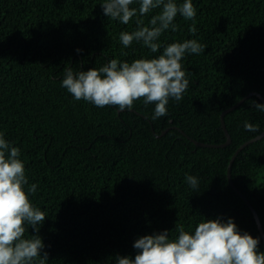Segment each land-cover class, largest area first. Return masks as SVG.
Masks as SVG:
<instances>
[{
	"label": "trees",
	"instance_id": "16d2710c",
	"mask_svg": "<svg viewBox=\"0 0 264 264\" xmlns=\"http://www.w3.org/2000/svg\"><path fill=\"white\" fill-rule=\"evenodd\" d=\"M192 2L194 20L178 14L177 30H165L152 53L142 41L124 47L119 35L135 31L137 19L147 26L160 9L125 25L104 14V0H0V132L20 149L25 190L37 185L29 198L46 219L39 233L26 224L25 236L42 238L44 264H117L118 256L134 259L144 235L168 230L176 239L178 227L194 234L216 218H233L241 233L259 237L264 252L253 211L227 176L239 146L264 130V112L253 106L264 103L252 93L264 96V0ZM130 7L138 9L139 0ZM190 39L207 47L182 58L188 88L155 121V104L143 98L130 110L97 107L62 86L65 67L79 73L112 59L155 58ZM235 104L224 116L230 144L191 139L225 142L221 113ZM245 122L259 131L245 130ZM188 175L198 178L196 189ZM232 178L264 228V136L239 151Z\"/></svg>",
	"mask_w": 264,
	"mask_h": 264
},
{
	"label": "clouds",
	"instance_id": "9594fccd",
	"mask_svg": "<svg viewBox=\"0 0 264 264\" xmlns=\"http://www.w3.org/2000/svg\"><path fill=\"white\" fill-rule=\"evenodd\" d=\"M134 0H104V14L122 24H129L137 16H145L154 9L148 25L137 19L135 31H123L119 39L124 47L135 41H142L152 53L161 49L158 38L165 30H177L174 23L179 14L185 20H194L196 9L192 0H139V8L130 7ZM190 32H196L195 23ZM206 45L195 39L175 42L164 47L162 54L155 58H141L133 62L121 63L112 59L108 64L87 71L74 73L65 67L62 86L75 98L85 100L97 107L118 106L120 110L131 109L136 100L143 98L145 105L155 104L153 121L167 114L166 105L172 98L180 101L188 88L189 80L182 70V58L186 53L200 54ZM77 49V52H80ZM258 111L264 112V104L254 102ZM245 130L258 132L259 126L245 122ZM18 147L8 142L0 132V264H44L48 253L40 236H25L30 225L39 233L37 225L46 219L45 213L34 207L29 193H35L36 184L27 191L28 180L24 162L20 159ZM188 184L196 189L199 180L196 176H186ZM179 235L171 239L168 230L144 235L133 245L137 249L134 259L118 256L117 264H264V252L258 250L259 237L241 233L233 218L223 221L220 218L206 219L195 227L194 234L177 228Z\"/></svg>",
	"mask_w": 264,
	"mask_h": 264
},
{
	"label": "water",
	"instance_id": "95a60500",
	"mask_svg": "<svg viewBox=\"0 0 264 264\" xmlns=\"http://www.w3.org/2000/svg\"><path fill=\"white\" fill-rule=\"evenodd\" d=\"M252 93L257 94V95L262 99V101H263V103H264V96H263L261 93L256 92V91H254V92H252ZM248 95H249V94H248ZM248 95H247V96H248ZM247 96H246V97H247ZM243 100H244V98L241 99L237 104L241 103ZM237 104H235L234 106H231V107L225 109V110L221 113V123H222L223 129H224V131H225V135H226V141H225V142H222V143H211V142L200 141V140H197V139H194V138H191V139H192L197 145L207 146V147H221V146H225V145L230 144V143L232 142V136H231V133L229 132V130H228L227 126H226V122H225V117H224V116H225V113H226V112L232 110L234 107L237 106ZM181 131H182L184 134H187L184 130L181 129ZM165 132H166V130L163 131V133H165ZM163 133H162V134H163ZM187 136H188V135H187ZM262 136H264V130H263L260 134H258V135H256V136L250 138L248 141H246L245 143H243L242 145L239 146V148L235 151V153L233 154L232 158H231L230 161H229L228 168H227V169H228V170H227V176H228V180H229L230 184L233 186V188H234V189H235V190H236V191H237V192L243 197V199L248 203V205H249L250 208L252 209L253 214H254V217H255V219H256V221H257V224H258L259 229H260V231H261L262 237H263V239H264V228H263V225H262V223H261V218H260V216H259V213L257 212L256 208L254 207V205H253V203L250 201V199H249V198L243 193V191H241V190L239 189V187H237V185L235 184V182L233 181V178H232V165H233V161H234L235 157L237 156V154L239 153V151H240L245 145H247L248 143H250V142H252V141H254V140H257V139L261 138ZM188 137H189V136H188Z\"/></svg>",
	"mask_w": 264,
	"mask_h": 264
},
{
	"label": "bare ground",
	"instance_id": "6f19581e",
	"mask_svg": "<svg viewBox=\"0 0 264 264\" xmlns=\"http://www.w3.org/2000/svg\"><path fill=\"white\" fill-rule=\"evenodd\" d=\"M186 21V20H185ZM256 25V24H255ZM186 58V57H185Z\"/></svg>",
	"mask_w": 264,
	"mask_h": 264
}]
</instances>
